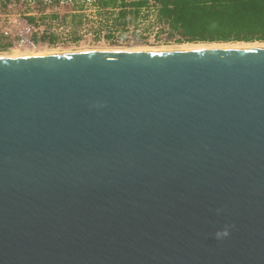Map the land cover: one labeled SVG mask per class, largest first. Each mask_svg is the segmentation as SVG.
<instances>
[{"label":"water","instance_id":"water-1","mask_svg":"<svg viewBox=\"0 0 264 264\" xmlns=\"http://www.w3.org/2000/svg\"><path fill=\"white\" fill-rule=\"evenodd\" d=\"M0 264H264V46L0 55Z\"/></svg>","mask_w":264,"mask_h":264},{"label":"rangeland","instance_id":"rangeland-1","mask_svg":"<svg viewBox=\"0 0 264 264\" xmlns=\"http://www.w3.org/2000/svg\"><path fill=\"white\" fill-rule=\"evenodd\" d=\"M83 4L81 8L79 5ZM25 9V4L9 7L5 0H0V45L9 44L8 48L0 49V55H11L13 50L30 53L66 52L100 49H160L178 48L180 45L211 44V43H264L261 41L245 42H179L178 35L162 23L156 24L150 20V14L142 13L139 19L129 17V23L115 22L110 14L97 13L93 0L82 1L63 7H49L40 17L39 22L29 17V24H35L38 33L24 28V23L9 20L6 14L18 15ZM76 10V11H75ZM57 15L58 17H54ZM14 17V16H12ZM12 31L11 35L4 34ZM55 37L54 41H34L35 43L20 45L22 39L33 41L34 36Z\"/></svg>","mask_w":264,"mask_h":264},{"label":"trees","instance_id":"trees-1","mask_svg":"<svg viewBox=\"0 0 264 264\" xmlns=\"http://www.w3.org/2000/svg\"><path fill=\"white\" fill-rule=\"evenodd\" d=\"M154 1L157 21L171 28L179 42H264V0ZM93 4L98 14H110L115 22L124 24L129 23V17L139 19L142 13L151 12L150 0H93ZM49 39L55 37L33 38L36 42ZM8 46L0 45V49Z\"/></svg>","mask_w":264,"mask_h":264},{"label":"built area","instance_id":"built-area-1","mask_svg":"<svg viewBox=\"0 0 264 264\" xmlns=\"http://www.w3.org/2000/svg\"><path fill=\"white\" fill-rule=\"evenodd\" d=\"M82 1L86 0H5V2L9 5V7L18 6L21 4H25V9L22 10V12H19L18 15L14 14H6V17H8L9 20L18 21L20 25H24V28H27L28 30L36 29L35 24H29L28 19L29 17H33L36 22H39L40 17H42L46 11L44 9H47L49 7H63L67 5H75L77 3H80ZM92 1V0H88ZM151 4V12H150V20L153 23L159 24L156 17V3L154 0H150ZM14 16V17H12ZM12 31L5 30L4 34L9 36L11 35ZM34 33H38L37 30H35ZM179 37V36H178ZM178 39V38H177ZM20 45H26V44H33L35 43L34 40L31 41L30 39H22Z\"/></svg>","mask_w":264,"mask_h":264},{"label":"bare ground","instance_id":"bare-ground-1","mask_svg":"<svg viewBox=\"0 0 264 264\" xmlns=\"http://www.w3.org/2000/svg\"><path fill=\"white\" fill-rule=\"evenodd\" d=\"M215 46H264V43H238V44H231V43H211V44H192V45H180V47L178 46V48H191V47H215ZM173 48V47H172ZM160 49H165L164 48H160ZM31 52V51H30ZM27 51L24 50V52L17 51V50H13V54L11 55H25V54H32ZM53 52H58V51H53ZM67 52V51H66ZM42 53V52H41ZM44 53H51L49 52H44ZM35 54V53H33ZM38 54V53H37Z\"/></svg>","mask_w":264,"mask_h":264},{"label":"crops","instance_id":"crops-1","mask_svg":"<svg viewBox=\"0 0 264 264\" xmlns=\"http://www.w3.org/2000/svg\"><path fill=\"white\" fill-rule=\"evenodd\" d=\"M76 11V10H75Z\"/></svg>","mask_w":264,"mask_h":264}]
</instances>
